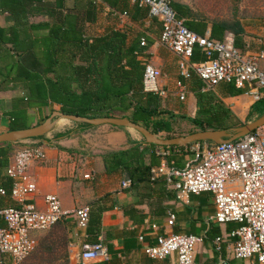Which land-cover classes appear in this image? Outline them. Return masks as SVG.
I'll return each instance as SVG.
<instances>
[{"label":"trees","instance_id":"16d2710c","mask_svg":"<svg viewBox=\"0 0 264 264\" xmlns=\"http://www.w3.org/2000/svg\"><path fill=\"white\" fill-rule=\"evenodd\" d=\"M95 1L100 7H108L111 13L122 14L142 31L134 38H129L126 31L115 28L106 29L99 35H87V23L96 20L92 14L98 8ZM166 1L178 17L184 19L185 26L200 36H204L208 23H211L210 37L216 40H221L226 32H243L236 18L230 21L208 20L187 5ZM89 2L91 4L85 12L81 6L75 10H65L61 6L59 10L44 16L42 12L49 6L46 0H0L1 13L10 15L6 25L0 26V93H16L11 99L9 111L4 110L0 99V116L9 119L8 130L30 128L29 111L35 113L39 125L50 116L44 117L45 110L57 106L58 112L66 116L87 120L128 119L154 135L164 134V139H172L174 121L182 117L165 109L162 98L144 93L143 74L146 64L138 60L139 46L141 40L145 39V23L158 26L160 22L150 16L147 8L131 4L128 0ZM37 16L47 20L37 21ZM191 60L193 63H201L206 58L199 48H195ZM180 81L196 100L195 116L188 119L197 129L196 132H229L240 126L234 112L220 100L215 90L202 92L204 82L192 69L189 77H181ZM227 85L228 94L232 97L244 93L233 84ZM256 103L252 110L264 113V108ZM80 125L81 129L94 127L87 123ZM68 135L66 133L57 138ZM205 143L196 145L202 147ZM149 147L154 149L157 146L149 144ZM14 148L11 143L0 144V189L6 192L0 198L11 201H14L10 198L13 180L5 175V170L18 151H14ZM184 148L163 147L170 156L163 154L159 157L152 152L150 162L146 164L145 152L132 147L104 154L103 163L107 173H120L131 184L156 183L164 178L153 173V170L160 167L161 158L169 167H181L183 158L173 153L175 150L183 151ZM7 207L0 204L1 209ZM101 215L100 210L94 212L89 207L86 231L95 238L100 232ZM62 224L58 222L49 230L35 234L37 246L23 264H71L67 253L66 226ZM1 227L3 222L0 218ZM79 264H108V261Z\"/></svg>","mask_w":264,"mask_h":264},{"label":"crops","instance_id":"0c3cea01","mask_svg":"<svg viewBox=\"0 0 264 264\" xmlns=\"http://www.w3.org/2000/svg\"><path fill=\"white\" fill-rule=\"evenodd\" d=\"M46 1L49 6L42 12L44 16L59 10L61 6L65 10H75L76 7L81 6L84 7L83 12H85L91 4L89 0ZM95 2L98 6L99 3ZM96 9L92 12L96 18L95 22L86 25L87 35H99L106 29L115 28L126 31L129 38H134L142 31L122 14L111 13L108 7L98 6ZM234 18L239 21L243 32L239 34L226 32L221 41L232 40L234 46L247 55L264 53V12L251 15L240 12L239 15L233 14L223 19L230 21ZM35 19L47 20L42 16H37ZM9 20L10 15L0 11V26H5ZM210 29L211 23H208L204 35L210 36ZM143 32L146 46H139L138 60L143 64L153 65L161 71L160 87L165 92V96L161 97L162 101H171L173 97L179 101L177 85L181 82V76L177 57L160 43L161 26H150L149 22H146ZM183 86L187 92L186 100L191 103L193 118L196 112V100L186 85ZM214 90L220 100L233 112L252 110L255 102L262 109L264 108V90H260V98L254 102H250L252 96L247 87L242 89L244 91L242 95L235 97L228 94L227 84H221ZM14 96H16L14 92L0 93L5 111L10 110L11 99ZM169 111L175 116L183 117L180 111L171 109ZM28 114V125L37 126L39 120L35 113L29 111ZM263 114L257 113L261 116ZM61 122V129L51 132V136L23 139L11 144H17L20 149L39 146L45 152V159L42 162H34L29 169V175L36 184V192L29 196L27 201L34 204L38 210L44 211L45 198L54 195L59 198L63 210L74 211L86 206L92 208L94 212L96 210L102 212L100 232L96 238L89 235L86 229H80L74 217L69 216L60 221L66 226L67 253L71 264H79L84 246L93 244L98 239L102 240L108 250V264H176L175 256L165 260H153L144 253V247L154 245L158 237L172 234L193 235L203 239L195 249L193 264H216L220 258L228 261L229 264H250L233 258L234 240L230 237V233L236 226L220 225L211 221L215 213V205L210 194L193 195L185 202L177 198V192L164 178L156 183L146 182L135 185L120 173H107L103 163L104 154L132 147H138L145 152L146 164H149L152 152L159 157L163 154L169 157V152H165L159 146L152 149L149 147L150 143L130 127L106 124L81 129V122L66 118H62ZM8 129L9 119L1 115L0 134L9 131ZM66 133L69 135L57 138ZM208 145L210 143H205L203 146ZM195 146L193 145V148ZM184 152L186 149L175 150L173 153L183 158V166L176 168L184 167L193 157V154L187 156ZM160 161L161 165L170 166L163 158ZM125 182L129 184L123 186ZM0 204L2 207L19 205L3 197L0 198ZM169 214L175 216L172 226L167 223ZM217 238L221 239L219 252L216 251L214 243Z\"/></svg>","mask_w":264,"mask_h":264},{"label":"built area","instance_id":"2783aa9c","mask_svg":"<svg viewBox=\"0 0 264 264\" xmlns=\"http://www.w3.org/2000/svg\"><path fill=\"white\" fill-rule=\"evenodd\" d=\"M131 4L147 8L150 16L161 25L160 43L177 57L179 74L188 78L192 69L204 82L202 92L214 90L221 84H233L237 89L249 88L257 101L264 90V53L247 55L236 48L230 39L216 40L206 34L200 36L185 26L166 0H128ZM141 46L146 41L141 40ZM199 48L206 60L193 63L192 55ZM261 63L263 66H261ZM161 71L146 64L143 74V91L158 97L165 92L160 87ZM180 102L186 100V89L177 85ZM193 157L182 168L162 164L153 173L164 177L177 192V198L187 202L193 195L210 194L215 205L211 221L217 224H234L231 231L233 258L250 264H264V125L246 136L219 145H196ZM46 155L39 146L18 150L6 168L5 175L13 180L10 198L17 207L0 208L3 227L0 228V264H20L37 246L35 234L49 230L56 223L74 217L80 229H86L89 208L74 211L62 209L57 196L45 198L46 208L38 210L27 198L36 192V184L29 175L34 162H42ZM125 182L123 186H127ZM6 192L0 189V196ZM175 216L169 214L168 225ZM142 239V238H141ZM202 238L193 235L172 234L160 236L154 245L144 247V253L153 260L176 257V264H193L196 247ZM221 239L217 238L216 251ZM109 253L102 240L84 246L80 261H107ZM216 264H229L219 259Z\"/></svg>","mask_w":264,"mask_h":264},{"label":"rangeland","instance_id":"374dc122","mask_svg":"<svg viewBox=\"0 0 264 264\" xmlns=\"http://www.w3.org/2000/svg\"><path fill=\"white\" fill-rule=\"evenodd\" d=\"M169 1L179 2L184 5H187L197 14L204 16L208 20L223 19V18L231 17L233 14L239 15L240 12H246L248 15L260 14L264 12L263 11L264 9H261L264 8V0H169ZM250 102H254V100L251 98ZM163 104L165 109L180 111L183 114V117L181 116L182 119H177L174 121V131L172 136L173 138L176 137L184 138L197 131V129L188 120L192 118L191 103H189L188 100L184 102H179L175 97H173L171 101L168 100L163 101ZM52 111H58V107L52 106L46 109L44 113V117L51 115ZM234 112L240 126L251 123L261 117V115H257V112H255L254 110L234 111ZM61 120H62L61 117L53 118L48 130L44 133L43 136H51V132L61 129L62 127L60 126L62 123ZM156 136L159 139L165 138L164 134L156 135ZM229 136L230 135H227L224 138L226 137L228 138ZM17 141L18 139H16V142ZM13 146L15 147L14 151L20 149L18 148L17 144H13ZM187 146L188 147L184 146L185 147L184 150L186 149V152L184 153L187 156H189L190 154H194V152L197 150L196 148H193V145L191 146L187 145ZM27 259H25L20 264L26 262Z\"/></svg>","mask_w":264,"mask_h":264},{"label":"water","instance_id":"95a60500","mask_svg":"<svg viewBox=\"0 0 264 264\" xmlns=\"http://www.w3.org/2000/svg\"><path fill=\"white\" fill-rule=\"evenodd\" d=\"M55 117L66 118L70 120H75L81 123H87L90 125H113L118 127H130L136 132L141 134L147 141V143L154 144L159 147H170V146H187V145H196L197 143L210 142L211 144L219 145L223 143L236 141L247 134L255 131L257 128L264 125V114L257 120L248 123L246 125L237 127L229 132L225 131H204V132H195L184 138L176 137L172 139H159L156 135L149 132L145 128L131 123L128 119H117V118H101L95 120H87L82 118H74L71 116L63 115L58 111H53L52 114L47 118L43 123L30 127L27 129L16 130V131H7L0 134V144L3 143H13L16 142V139H34L40 138L48 130L51 121ZM230 135L228 138L225 136Z\"/></svg>","mask_w":264,"mask_h":264}]
</instances>
